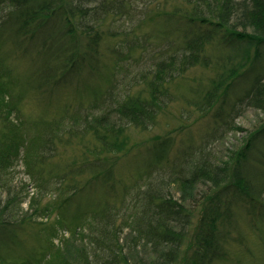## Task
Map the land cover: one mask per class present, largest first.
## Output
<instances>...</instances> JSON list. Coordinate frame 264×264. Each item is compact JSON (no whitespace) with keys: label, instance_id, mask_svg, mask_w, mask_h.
<instances>
[{"label":"trees","instance_id":"16d2710c","mask_svg":"<svg viewBox=\"0 0 264 264\" xmlns=\"http://www.w3.org/2000/svg\"><path fill=\"white\" fill-rule=\"evenodd\" d=\"M136 11L140 16L132 15ZM123 14L130 24L119 31L100 29L106 17ZM148 21L150 29L141 32L139 26ZM0 32L19 44L25 39L37 45L30 82L43 91L82 71L98 75L104 68L103 43H120L110 51L106 89L94 91L89 104L44 122L30 138L18 124L0 139V251L16 240L27 220L48 216L50 209L40 204L51 180L55 190L72 195L103 176L110 181L114 156L144 146L134 135L155 127L168 105L177 102L213 119L209 136L181 146L169 160L172 136L156 137L148 148L156 176L148 171L127 204L99 201L84 209L87 233L64 249L48 250L44 262L214 264L226 258L237 206H244L253 224L264 226V150L258 146L264 123L224 158L209 143L210 137L216 142L227 129H238L229 126L230 118L240 117L229 101L241 79L249 86L234 97L264 116V0H0ZM6 60L0 52V76ZM2 98L0 92V119L10 123V115L18 118V113L13 105L5 108ZM58 145H74L77 153L60 177H52L47 162ZM20 166L35 193L26 181H14ZM87 170L90 179L80 185L76 176ZM68 175L77 182L71 188Z\"/></svg>","mask_w":264,"mask_h":264},{"label":"rangeland","instance_id":"374dc122","mask_svg":"<svg viewBox=\"0 0 264 264\" xmlns=\"http://www.w3.org/2000/svg\"><path fill=\"white\" fill-rule=\"evenodd\" d=\"M153 3L151 1L149 4L153 6ZM154 10H151L149 15H154ZM139 14L140 12L136 11L132 15L138 16ZM125 24L130 23L123 14L118 17H106L99 23V27L103 31H119ZM150 24L151 22L148 21L140 25L139 27L144 28L141 32L148 31ZM5 35L0 32V52L7 57L6 67L3 75L0 76V92L4 99V107L10 108L13 105L18 113V118L12 113L9 118L10 123L0 119V139L7 134L9 129L17 130V127L21 128L20 131L23 130L21 133L25 137L30 138L38 130H42L44 122L46 124L56 122L65 111L72 112L75 106L89 104L94 91L102 92L106 89L108 83L105 76L110 72H106V70L110 67L109 59L112 57L110 51L112 48L115 49L116 45H120L119 40L114 39H108L103 43V61L100 62V65H104V68L100 69L98 75H89L82 71L59 86H49L43 91L30 82L32 74L37 70L33 64L38 51L37 45L33 41L25 39H22L25 41L23 43L20 40L19 44L18 38ZM105 48H108V51ZM196 72L202 75L199 70ZM200 78L198 76L194 79ZM189 81L192 84L195 83ZM248 86L249 82L245 83V80L241 79L230 94V105L240 112V117L234 120L230 118L229 126H236L238 129L231 130L226 126L222 129L226 128L228 131L222 133L218 141L214 142V138L211 137L209 139V143H214L210 150L217 153L219 159L224 158L229 150L241 145L243 138L249 132L251 133L258 124L264 123V116L247 107L245 103L238 102V97H234V95L242 94ZM18 124L22 125L20 127L13 126ZM213 127L211 117H201L193 110H184L179 102L172 103L159 116L155 127L145 133L134 135L133 140L138 145L144 143V146L130 149L127 153L117 155V157L114 156L115 166L110 181L104 179L103 176L98 179V182H92V185L85 187L80 194L72 195L70 190L64 193L55 190V180H51L49 182L51 191L48 194L43 193L40 204L41 207L50 209V213L48 216L35 215L25 222L22 229L18 231L16 240L7 249L0 251V264H46L45 259L50 258L49 256L45 257L48 250L57 247L64 249L66 242L75 243V238H78V235L87 233L85 227H87L89 219L85 216L84 209L93 208V204L99 201L116 205L127 204L141 190L148 171L149 177L156 176L158 170L152 166L151 154L148 149L152 147L150 146L151 142L156 140V137L167 134L172 136L173 145L167 158L169 160L180 152L181 146L185 149L188 144H199L209 136L208 132ZM26 128L28 132H26ZM259 142L262 143L258 146L264 150V134L260 137ZM75 152L77 153V148L74 145L57 146L55 155L47 162L48 167H53L50 171L54 174L52 177H60L61 171L64 170L65 165L70 164ZM13 173L15 182L26 181L33 188L32 193L36 192L34 184L28 178L23 166L16 167ZM90 174L91 172L87 170V173L76 176V179L81 180L80 185H82L85 180L90 179ZM65 179L71 182L68 186L70 188L77 183L73 182L72 175L66 176ZM62 200H66L65 204L58 207ZM24 207L27 208V204ZM243 208L244 206L235 208L237 227L231 234L232 240L226 245V258L214 264H264V226L253 224Z\"/></svg>","mask_w":264,"mask_h":264}]
</instances>
